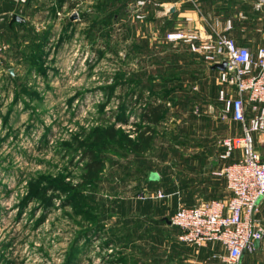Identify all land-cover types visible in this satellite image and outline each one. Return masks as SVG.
Returning a JSON list of instances; mask_svg holds the SVG:
<instances>
[{"label":"rangeland","instance_id":"rangeland-1","mask_svg":"<svg viewBox=\"0 0 264 264\" xmlns=\"http://www.w3.org/2000/svg\"><path fill=\"white\" fill-rule=\"evenodd\" d=\"M36 1V37L0 53V264H134L160 228L146 222L166 218L159 199L177 206L165 190L183 157L221 160L218 71L167 38L176 19L160 0ZM153 102L160 120L137 152L126 134ZM90 147L103 168L87 182Z\"/></svg>","mask_w":264,"mask_h":264},{"label":"built area","instance_id":"built-area-1","mask_svg":"<svg viewBox=\"0 0 264 264\" xmlns=\"http://www.w3.org/2000/svg\"><path fill=\"white\" fill-rule=\"evenodd\" d=\"M167 38L186 42L190 51L209 64L227 62L218 75L223 116L231 115L244 125L242 134L221 140L224 146L221 158L231 157L235 150L242 153L216 171L227 179L229 195L179 205L169 220L180 229V241L198 246L220 242L226 249L214 255L220 263L240 264L245 252L255 250V240L264 239V226L257 217L264 198V156L255 141L256 133H264V47L253 52L226 32L210 34L198 28L172 30ZM4 49L0 40V53ZM252 264H264V260Z\"/></svg>","mask_w":264,"mask_h":264},{"label":"crops","instance_id":"crops-1","mask_svg":"<svg viewBox=\"0 0 264 264\" xmlns=\"http://www.w3.org/2000/svg\"><path fill=\"white\" fill-rule=\"evenodd\" d=\"M30 1L28 0L27 3H21L18 0L0 1V40L4 42L5 47L6 41L13 47L18 42L15 49L19 48L21 53L28 48L30 35L35 38V34H38L34 27V20L39 18L42 5L37 1V3H34V0ZM160 4L166 7L164 20L176 19L175 27L170 30L198 28L210 34L226 32L238 44L247 45L253 52H256L259 47H264V0H160ZM172 7L175 9L170 12ZM14 14L21 15L23 20L12 21ZM36 44H38L37 39ZM219 69L218 73H215L216 82ZM220 107L219 116H213L217 120L216 133H220L221 138L242 134L243 123L233 119L231 115L224 117L222 105ZM219 140L215 142H220ZM255 141L258 144L264 142V133H256ZM241 155V151L235 150L231 157H220V161L210 153L205 156H193L190 159L184 157L177 168V191L173 198L177 206L173 209L168 200H162L164 201L162 210V202L159 199L157 212L167 211L166 218L146 222L144 228L147 232L151 224H157L160 228L156 231L152 229L146 239L151 241L152 249H146L144 253L137 256L135 254L133 259L143 264H221L219 258L214 256L226 252L220 242H209L202 246L182 242L178 238L180 229L171 224L169 217L179 205L187 203L193 205L202 200L229 195L227 179L225 176L216 174V171L225 164L237 160ZM170 201L172 202V199ZM257 217L261 219L264 226V198L259 203ZM262 260H264V239L255 250L245 252L240 264H252ZM136 261L134 264H137Z\"/></svg>","mask_w":264,"mask_h":264},{"label":"trees","instance_id":"trees-1","mask_svg":"<svg viewBox=\"0 0 264 264\" xmlns=\"http://www.w3.org/2000/svg\"><path fill=\"white\" fill-rule=\"evenodd\" d=\"M210 65L212 66V64H210ZM218 69L219 68H213V67L211 68L212 71H215V70H218ZM219 86H220V84H218V86H217L216 82L215 83L213 82V88H212L213 96L216 95V93H217L216 89H217V87L219 88ZM142 96H143V94L141 95V97ZM142 100L146 101L145 97ZM161 107H162L161 104L155 103V102L147 104L146 108H144V110L142 111L141 115H142L143 121H146L148 124H146L143 127H138V128L136 127V129L139 130V132H137V137L136 138H132L129 134H126L127 141L129 142V144L133 147V149L135 151L142 152L145 149V146L150 143V140H151V138L154 135V132H153L154 129H153L152 126H153L154 123H157L160 120ZM119 132L122 133V131L120 129L117 130L114 127H109V128H105L104 129V135H105V137H108L109 139L117 138V135H118ZM78 144L80 146L84 145L83 142H80ZM85 156L88 157L89 160L86 163V167L85 168L87 170H86V172L84 173L83 176L85 177L87 182H92L97 177V174L99 173V171L103 168V162H102L101 158H97L95 149H93L91 147L86 150ZM183 159H184V157H183ZM60 186L62 188H64L65 184L62 182V183H60ZM34 188H35V186H33V188H31V193H33V194H34V192H33ZM176 191H177V184H174V185L171 186L170 189L168 187L165 190V192L168 195L171 194L173 197L176 196ZM184 205H192V204L187 203V204H184ZM146 209H147V211H145ZM146 209H144V212H148V210H150L149 207H147ZM135 221L138 222L137 225L141 227L140 220L139 219H137V220L134 219V222ZM144 227H145V225H144ZM72 262H73V259H72V256H70L68 258V264H71Z\"/></svg>","mask_w":264,"mask_h":264},{"label":"water","instance_id":"water-1","mask_svg":"<svg viewBox=\"0 0 264 264\" xmlns=\"http://www.w3.org/2000/svg\"><path fill=\"white\" fill-rule=\"evenodd\" d=\"M174 9H175L174 7L170 8V12L174 11ZM76 17H77L76 13L71 16L72 19H74ZM15 20L21 21V20H23V17L21 15H19V14H14L13 17H12V21H15ZM226 64H227V62L223 61L222 63L213 64L212 67L213 68L224 69ZM260 243H261V239L260 238L255 240V246L256 247H259Z\"/></svg>","mask_w":264,"mask_h":264}]
</instances>
